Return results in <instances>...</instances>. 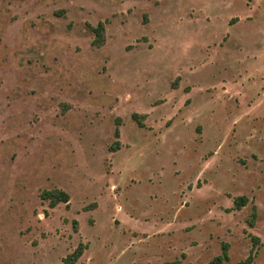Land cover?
I'll return each instance as SVG.
<instances>
[{"label":"rangeland","instance_id":"obj_1","mask_svg":"<svg viewBox=\"0 0 264 264\" xmlns=\"http://www.w3.org/2000/svg\"><path fill=\"white\" fill-rule=\"evenodd\" d=\"M256 26L264 0H0V264H264Z\"/></svg>","mask_w":264,"mask_h":264},{"label":"trees","instance_id":"obj_2","mask_svg":"<svg viewBox=\"0 0 264 264\" xmlns=\"http://www.w3.org/2000/svg\"><path fill=\"white\" fill-rule=\"evenodd\" d=\"M95 32L98 35V38L96 40V43H101L104 41V31H105V25L103 22H100L96 27H94ZM136 117V114H134ZM116 136H120V129H116ZM118 143V142H117ZM41 196L44 199H47L50 201L51 206H56L60 202H65L68 203L70 201V194L60 188H55V189H46L43 190L41 193ZM248 201V196L247 195H239L234 198V206L231 209H241L246 202ZM257 213H256V207L254 208V211L252 212L251 218L249 220V224L251 226H254L255 224V219H256ZM77 224V221H75ZM252 238L254 240V243L257 245L260 241V238L257 235H252ZM229 247L230 244L229 242H223L222 243V252L216 255L212 260L209 261L208 264H224L226 261L230 260V254H229ZM86 249V244L84 242H80L78 246L69 254H67L64 258L63 261L65 264H74L76 263L80 257L83 255L84 251ZM254 252L251 251L249 256L238 262V264H250L253 259H254ZM164 264H180V260L176 259L173 261H166Z\"/></svg>","mask_w":264,"mask_h":264},{"label":"crops","instance_id":"obj_3","mask_svg":"<svg viewBox=\"0 0 264 264\" xmlns=\"http://www.w3.org/2000/svg\"><path fill=\"white\" fill-rule=\"evenodd\" d=\"M252 30V28H249L248 30ZM258 32L257 34H249L248 38H249V43H251L250 45H248V48H256L257 51L254 52L258 53V56L261 57L259 59L260 61V70H258V72L261 74V111H264V33L261 34V26H256L255 28ZM254 29V30H255ZM250 30V31H251ZM251 52V51H250ZM259 64V65H260ZM263 75V76H262ZM264 134V131L261 130V134Z\"/></svg>","mask_w":264,"mask_h":264}]
</instances>
